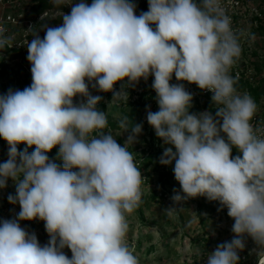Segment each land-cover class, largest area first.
Here are the masks:
<instances>
[{
  "label": "clouds",
  "instance_id": "9594fccd",
  "mask_svg": "<svg viewBox=\"0 0 264 264\" xmlns=\"http://www.w3.org/2000/svg\"><path fill=\"white\" fill-rule=\"evenodd\" d=\"M50 3L60 10L72 0ZM148 4L137 16L130 0L80 2L70 14L59 11L62 24L48 27L43 39L33 33L26 42L32 83L0 95V137L9 145L0 189L11 178L16 194L8 201L21 209L17 219L0 221V264H140L126 240V216L142 202L144 178L127 146L137 142L143 126L123 116L119 128L130 134L124 146L118 144L103 131L108 118L97 107L103 97L91 95L89 84L113 92L112 101H127V92L114 85L127 78L135 86L150 75L159 110L146 118L156 136L175 148L166 147L159 158L162 165L175 162L183 195L174 190V205L204 196L219 201L234 220L235 236L218 245L207 264H238L245 234L264 256V133L251 123L256 102L237 91L238 75L230 74L244 33L233 30L223 0ZM5 32L0 25V49L10 45ZM173 74L212 92L215 115L190 114L193 96L182 83L170 84ZM77 96L86 102L75 104ZM21 143L27 147L18 151ZM57 145L62 167L46 154ZM233 147L242 156L232 158ZM181 209L164 213L171 217ZM37 218L50 237L44 246L19 223Z\"/></svg>",
  "mask_w": 264,
  "mask_h": 264
},
{
  "label": "rangeland",
  "instance_id": "374dc122",
  "mask_svg": "<svg viewBox=\"0 0 264 264\" xmlns=\"http://www.w3.org/2000/svg\"><path fill=\"white\" fill-rule=\"evenodd\" d=\"M146 1L148 0H130V2L136 5L135 14L137 16L140 15V11L143 8L142 5ZM80 2L91 5L93 0H72L71 8ZM138 6H140V9H138ZM59 11L67 14L62 8L59 10L53 7L49 20L41 26L43 38L48 27H58L62 24V20L59 23H56L54 20L59 16ZM36 15L37 13L32 11L31 18L34 19ZM257 16L261 18V21L257 19ZM259 24L264 26V0H253L252 7H247L245 13L236 20L238 32L242 31L244 33V36L240 40L242 54L230 72L233 76L232 71L237 67L241 70V75L244 78L254 83H258L260 77L264 76V70L261 73L257 71V66L264 67V34L259 30L257 31ZM151 27L155 30L156 25L153 24ZM22 31L23 27L18 28L16 32L17 40L21 36ZM10 40H14V38L10 37ZM27 56V46L7 56V62L15 74L13 76L9 75L6 80L0 79V84L4 85L7 89L6 93L10 90V85H14L15 89H25L31 85V64L27 60ZM153 81L154 76L150 75L147 80L141 78L135 86H129L128 81L115 86L114 91L119 92L123 89L127 92L128 99L127 101L123 99L112 101V98L107 103L106 114L116 121L121 116L123 110L128 108L127 105L134 103L139 97L144 89L145 83L149 85L147 88V96L145 97L148 107L143 114V122L146 128L137 137L136 143L127 146L129 151L132 152L135 163L144 179L141 185V191L143 193L142 202L133 213L126 216L129 225L126 240L138 256L140 264H207L208 255L213 253L218 245L230 242L235 236L232 232L234 220L228 216L227 208L222 207L219 201H210L206 197L208 202L221 206L223 211H204L200 215L198 211V199L202 196L190 198L187 201L174 205L172 200L173 195L176 192H180L183 195L179 182L175 180L173 175L170 182L163 183L161 171L155 170V164L153 162H147L145 160L148 153L153 150H160L163 153L166 147H173V151H175L174 146L165 145L164 141L156 136L154 128L147 122V112L149 110L152 112L159 110L157 95L152 88ZM172 82L170 84L182 83L185 90L191 86L187 81H177L174 74ZM93 83L95 82L93 81ZM89 92L93 96L102 93L92 88L91 84H89ZM239 93L244 94L247 92ZM193 98L191 102L192 106L190 107L191 111H189L190 114H199L208 111L205 105L208 101L207 97ZM81 102H86V98L80 96L74 98L75 104ZM256 104V113L263 114L264 95L261 97L259 103ZM97 107L99 106L97 105ZM107 132H110L121 146H124L129 135L128 132H124L119 127H109L105 133L107 134ZM25 147L27 145L24 143L17 145L18 151H23ZM34 149L35 146L28 148L29 153L34 151ZM8 151L9 145L7 141L0 140V164L8 160ZM58 152L59 145L55 146L46 154L50 160L62 167V160L57 158ZM237 153L242 156L238 150ZM173 164L175 165L174 161ZM77 170L73 169V171ZM9 194H16V183L11 178L7 181V187L0 189V221L17 219L18 213L21 210L18 203H9ZM172 206L182 209L178 210L175 215L169 217L164 211ZM19 223L21 228L29 233L35 232L41 246L49 242L50 237L45 229L44 221L37 218L32 221H19ZM243 240L245 242V248L238 251V264H256L262 257L258 255L260 251L259 246L247 234H245ZM62 251L71 258L72 253L70 249L65 247Z\"/></svg>",
  "mask_w": 264,
  "mask_h": 264
},
{
  "label": "trees",
  "instance_id": "16d2710c",
  "mask_svg": "<svg viewBox=\"0 0 264 264\" xmlns=\"http://www.w3.org/2000/svg\"><path fill=\"white\" fill-rule=\"evenodd\" d=\"M30 4V8L32 11L36 12L37 15L36 17H34V28L33 31L31 33V36H34L33 33H35L36 35H39V37L41 39H43V34L41 32V26L43 23H45L47 20H49L52 8L54 7L51 3L50 0H31L29 2ZM143 6V8H142ZM141 6L142 10L140 11V14L142 12H147L149 10V4L148 1H146L143 5ZM61 8L63 10H65L67 12V14H70L71 10L69 9L68 5H63L61 6ZM138 9H140V6H138ZM45 11H49V15L40 18V15L45 12ZM257 19L259 21H261V18L257 16ZM56 21V23H59L62 20V17L57 16V18L54 19ZM261 31L264 34V26L259 24L257 31ZM18 49L16 48H10L9 46H6L4 49H0V79H5L10 75L13 76L15 74V72L12 70V68L10 67V64L7 62V56L10 55L11 53L17 52ZM264 70V67H258L257 66V71L258 73H261V71ZM233 77L235 78L236 76L233 75ZM127 78H125V80L123 81H119L117 82L115 86L124 84L125 82H127ZM170 83H173L172 80L170 81ZM14 85H10L9 88L11 90H24L21 88H14ZM149 87V85L145 83L144 85V89L141 92V94L139 95V97L134 101V103H130L128 104V108L124 109L121 116L119 117L118 120H114L111 116L107 115L108 118V127L106 129H104L103 131H106L109 127H119V120L127 115L129 117V119L132 121L133 124H142V130L144 128H146L145 123L143 122V114L144 111L147 109L148 107V103L145 100V97L147 96V88ZM235 87L237 88L238 92H247L251 97L254 98L256 103H259L261 97L264 95V76H261L258 83H254L251 82L250 80L244 78L243 76L238 77V82L235 85ZM6 88L4 85L0 84V95H6ZM186 91H188L189 93H191V91L189 89H187ZM192 94V93H191ZM100 96L103 97V99L101 100V102L98 104V108L100 111H103L106 113L107 110V103L108 101H110L113 98V92H102L100 94ZM194 97V96H193ZM194 99V98H193ZM208 101L206 102V107L208 108V111L211 112L213 115H215L216 112V106L214 105V103L212 102V99L210 96H207ZM189 111H191V109H189ZM262 117L264 118V113L261 114ZM128 134H130V131L128 132ZM223 135V133H222ZM140 136V135H139ZM0 140L4 141L5 140L0 137ZM162 151L160 150H153L150 151L148 153V155L145 157V160H147V162H153L155 164V170L156 171H161L162 173V182L163 183H168L170 182L171 178L174 175V164H170V165H162L159 163V158L162 156ZM240 155L237 153V150L235 147H233L232 149V158H235V156ZM199 204H198V211L199 214L202 215L204 213V211H209V212H222L223 208L221 206H218L215 203H210L206 200V198L204 196L200 197L199 199ZM264 264V263H263Z\"/></svg>",
  "mask_w": 264,
  "mask_h": 264
},
{
  "label": "built area",
  "instance_id": "2783aa9c",
  "mask_svg": "<svg viewBox=\"0 0 264 264\" xmlns=\"http://www.w3.org/2000/svg\"><path fill=\"white\" fill-rule=\"evenodd\" d=\"M31 0H0V25L6 29L4 35L13 37L10 40V48L23 49L27 43H31L34 36L31 33L34 28V19L31 18L32 11L30 8ZM253 0H223V4L227 9V14L231 17L232 28L238 31L236 20L245 13L247 7H252ZM71 10V4L69 5ZM46 13V14H45ZM45 14V15H44ZM49 15V11H45L40 15V18ZM23 27L21 36L16 39L18 28ZM30 29V30H29ZM233 75L241 77V70L237 67L232 71ZM189 90L194 97H212L213 93L207 90H201L197 85L191 84ZM251 123L255 129H258V134L264 133V118L261 114L255 113Z\"/></svg>",
  "mask_w": 264,
  "mask_h": 264
},
{
  "label": "bare ground",
  "instance_id": "6f19581e",
  "mask_svg": "<svg viewBox=\"0 0 264 264\" xmlns=\"http://www.w3.org/2000/svg\"><path fill=\"white\" fill-rule=\"evenodd\" d=\"M264 263V256L261 257V259L256 264H263Z\"/></svg>",
  "mask_w": 264,
  "mask_h": 264
}]
</instances>
